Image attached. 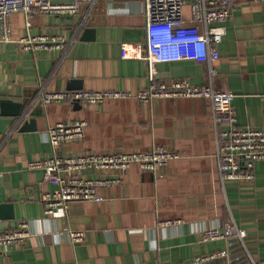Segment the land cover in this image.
<instances>
[{"label":"crops","instance_id":"crops-1","mask_svg":"<svg viewBox=\"0 0 264 264\" xmlns=\"http://www.w3.org/2000/svg\"><path fill=\"white\" fill-rule=\"evenodd\" d=\"M233 1L213 80L207 61L190 59L158 63L157 78L231 90L237 126L264 129V0ZM185 14L190 15L188 6ZM11 22L10 40L1 39L0 26V119L19 115L6 131L0 122V232L25 220L30 236L0 253V264H216L195 259L219 253L228 264H264V164L255 163L253 179H221L211 99L127 97L48 105L41 100L43 91L136 93L148 86V63L121 56L124 42L145 39V0L82 2L77 14L66 16L19 11ZM28 34L64 36L67 44L26 48L21 39ZM77 119L87 122L85 136L64 142L62 155L162 145L181 156L156 171L85 170L80 174L86 177L123 180L100 188L102 201L72 202L67 214L48 215L42 194L56 185L28 163L53 154L49 125ZM167 220L172 222L162 223ZM229 223L247 235L202 239L204 230ZM68 228L84 230V240L70 242L62 234Z\"/></svg>","mask_w":264,"mask_h":264},{"label":"built area","instance_id":"built-area-1","mask_svg":"<svg viewBox=\"0 0 264 264\" xmlns=\"http://www.w3.org/2000/svg\"><path fill=\"white\" fill-rule=\"evenodd\" d=\"M94 0H0L1 39L13 37L11 16L23 11L31 16L35 10L45 14L74 15L82 2ZM146 35L143 42L127 43L121 47L122 58H138L148 63L149 84L138 92L129 90H55L43 91L41 100L48 105L53 102L72 101L85 104H100L110 98L135 97L143 102H152L157 97H199L209 98L213 103L217 127V154L220 174L227 179H253L256 162L264 164V129L237 126V111L233 106L235 93L218 89L212 84H192L188 80L175 79L171 82L157 78L156 66L161 62L178 60L207 61L209 75L218 74L217 62L221 54L219 44L226 34L225 22L232 16L233 0H145ZM189 7V17L185 14ZM26 48L41 47L47 50L64 48V36L50 34H28L21 39ZM86 120L62 121L49 125L47 132L53 154L45 159L31 160L28 169L41 170L47 181L56 189L42 194L45 213L67 214L72 202L102 201L100 188L119 183L131 167L156 171L170 160L179 158L180 152L154 145L148 150L124 152H86L78 156L59 153L61 145L85 136ZM88 169L116 170L121 175L86 177L80 173ZM179 221V220H178ZM167 220L162 223H171ZM62 234L73 244L82 242L84 230L68 228ZM247 230L229 223L223 228L212 227L202 233L204 241L238 237L243 239ZM30 236L28 222L22 220L13 230L0 232V253L23 244ZM222 255L199 256L196 263H202ZM224 255V254H223Z\"/></svg>","mask_w":264,"mask_h":264},{"label":"water","instance_id":"water-1","mask_svg":"<svg viewBox=\"0 0 264 264\" xmlns=\"http://www.w3.org/2000/svg\"><path fill=\"white\" fill-rule=\"evenodd\" d=\"M4 111L5 110L3 109L2 112L5 115V112ZM12 114L14 115V117L17 116V115H19V113H12ZM14 117H12V118L11 117H8V118H1L0 119V122L4 124V128H3L2 131H6L9 126H11L13 123H15L16 121H18ZM26 128H27L26 125L22 126V130H26ZM231 238H233V237H231ZM221 257H226V254L221 255V256H218L217 258L215 257V258H213L211 260L216 259V260H214V262L216 264H228V261L227 262L226 261H223V260H226V259H222ZM211 260H209V261H211ZM207 263H208V261H207Z\"/></svg>","mask_w":264,"mask_h":264}]
</instances>
